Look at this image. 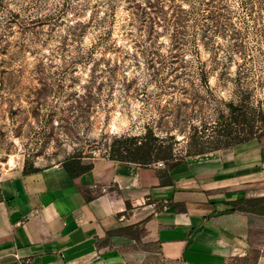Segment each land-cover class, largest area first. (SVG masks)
I'll return each instance as SVG.
<instances>
[{
  "label": "rangeland",
  "instance_id": "374dc122",
  "mask_svg": "<svg viewBox=\"0 0 264 264\" xmlns=\"http://www.w3.org/2000/svg\"><path fill=\"white\" fill-rule=\"evenodd\" d=\"M114 1L0 0V184L22 167L109 157L115 139L149 129L176 157H202L213 151L190 155V136L231 103L264 137V0H224L209 48L173 46L162 27L139 41L128 2Z\"/></svg>",
  "mask_w": 264,
  "mask_h": 264
},
{
  "label": "crops",
  "instance_id": "0c3cea01",
  "mask_svg": "<svg viewBox=\"0 0 264 264\" xmlns=\"http://www.w3.org/2000/svg\"><path fill=\"white\" fill-rule=\"evenodd\" d=\"M1 180L0 264H264V215L229 203L264 195V137L156 166L82 157Z\"/></svg>",
  "mask_w": 264,
  "mask_h": 264
},
{
  "label": "trees",
  "instance_id": "16d2710c",
  "mask_svg": "<svg viewBox=\"0 0 264 264\" xmlns=\"http://www.w3.org/2000/svg\"><path fill=\"white\" fill-rule=\"evenodd\" d=\"M117 0L114 1V3ZM130 8L131 24L137 26L142 32L139 41L155 43L160 34V27L169 33L171 44L176 47L190 42L195 46L201 44L209 48L214 43L213 37L221 33L223 25L221 17L226 8L222 6L224 0H126ZM184 1L190 2V9L182 7ZM262 2L261 0H259ZM256 0L244 1L243 7L254 9ZM114 7V4L111 8ZM190 27V36L188 28ZM237 41V39H236ZM237 46V44H236ZM174 70V69H173ZM204 72V69L202 68ZM156 85H166V79L158 73L152 74ZM239 107L230 104V114L223 116L221 121L216 120L209 125L210 133L199 131L190 136V155L203 154L222 148H229L248 142L255 136L254 127L247 128L242 114L238 113ZM198 129V128H197ZM202 132V135L199 133ZM204 134V135H203ZM208 135V136H207ZM111 159L138 163L143 166H153L155 163L164 162V168H157L156 172L162 185L172 184V170L185 162L183 158L176 157L174 144L159 138L152 129L143 136H121L111 145ZM71 176L76 177L93 168V163H84L82 156H73L62 162ZM41 168L28 169L23 172L38 171ZM0 184V200H2ZM233 210H241L264 215V195L244 197L229 202Z\"/></svg>",
  "mask_w": 264,
  "mask_h": 264
}]
</instances>
